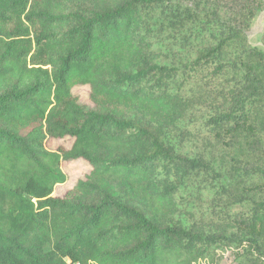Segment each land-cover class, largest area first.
Returning a JSON list of instances; mask_svg holds the SVG:
<instances>
[{
    "label": "trees",
    "instance_id": "trees-1",
    "mask_svg": "<svg viewBox=\"0 0 264 264\" xmlns=\"http://www.w3.org/2000/svg\"><path fill=\"white\" fill-rule=\"evenodd\" d=\"M261 12L0 0V264H216L219 243L264 264V50L247 37ZM74 159L90 173L53 196Z\"/></svg>",
    "mask_w": 264,
    "mask_h": 264
},
{
    "label": "rangeland",
    "instance_id": "rangeland-1",
    "mask_svg": "<svg viewBox=\"0 0 264 264\" xmlns=\"http://www.w3.org/2000/svg\"><path fill=\"white\" fill-rule=\"evenodd\" d=\"M263 27V13L261 12L253 19L247 37L252 45L264 50V45L261 40ZM71 92L73 96L76 97L79 104H83L90 108L94 106L89 99V87L87 85H74ZM171 140L175 148L180 151L186 150L187 146L183 139H179L174 135ZM72 142L73 139L71 137L47 138L45 140V147L49 151H57L61 148L68 149ZM59 169L64 175V181L54 187L52 195L56 197H62L66 192L73 190L78 181L84 180L87 177L92 167L84 159H74L61 160L59 163ZM187 204V200L181 201L180 210L176 215L178 221L185 226H189L192 223L190 213L188 212L191 210ZM235 249L236 245L234 246V244L226 245L225 243H219V246L214 248L211 252V256L215 258L216 264H246L245 255L238 256ZM209 259L211 261V258Z\"/></svg>",
    "mask_w": 264,
    "mask_h": 264
},
{
    "label": "built area",
    "instance_id": "built-area-1",
    "mask_svg": "<svg viewBox=\"0 0 264 264\" xmlns=\"http://www.w3.org/2000/svg\"><path fill=\"white\" fill-rule=\"evenodd\" d=\"M74 264H79L78 262L74 263Z\"/></svg>",
    "mask_w": 264,
    "mask_h": 264
}]
</instances>
